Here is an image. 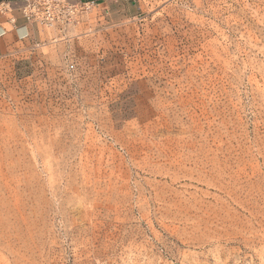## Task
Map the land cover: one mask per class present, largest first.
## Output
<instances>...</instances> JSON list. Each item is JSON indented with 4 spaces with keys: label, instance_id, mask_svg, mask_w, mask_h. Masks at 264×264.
Wrapping results in <instances>:
<instances>
[{
    "label": "rangeland",
    "instance_id": "374dc122",
    "mask_svg": "<svg viewBox=\"0 0 264 264\" xmlns=\"http://www.w3.org/2000/svg\"><path fill=\"white\" fill-rule=\"evenodd\" d=\"M137 6L0 55V264H264V0Z\"/></svg>",
    "mask_w": 264,
    "mask_h": 264
},
{
    "label": "crops",
    "instance_id": "0c3cea01",
    "mask_svg": "<svg viewBox=\"0 0 264 264\" xmlns=\"http://www.w3.org/2000/svg\"><path fill=\"white\" fill-rule=\"evenodd\" d=\"M17 1V2H16ZM90 3L107 16L134 18L139 0H71ZM18 0H0V55L23 51L39 42V24L26 22L19 9ZM11 19L13 22H11Z\"/></svg>",
    "mask_w": 264,
    "mask_h": 264
},
{
    "label": "built area",
    "instance_id": "2783aa9c",
    "mask_svg": "<svg viewBox=\"0 0 264 264\" xmlns=\"http://www.w3.org/2000/svg\"><path fill=\"white\" fill-rule=\"evenodd\" d=\"M18 2L20 4L17 8L26 22L47 28L69 26L77 17L93 7L90 3H74L71 0H18Z\"/></svg>",
    "mask_w": 264,
    "mask_h": 264
}]
</instances>
